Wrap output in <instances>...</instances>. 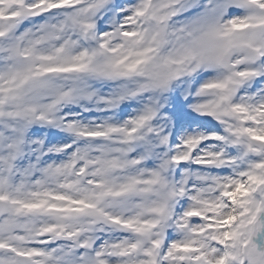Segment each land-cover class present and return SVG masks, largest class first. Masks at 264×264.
Wrapping results in <instances>:
<instances>
[{
	"label": "snow or ice",
	"instance_id": "snow-or-ice-1",
	"mask_svg": "<svg viewBox=\"0 0 264 264\" xmlns=\"http://www.w3.org/2000/svg\"><path fill=\"white\" fill-rule=\"evenodd\" d=\"M0 264H264V0H0Z\"/></svg>",
	"mask_w": 264,
	"mask_h": 264
}]
</instances>
